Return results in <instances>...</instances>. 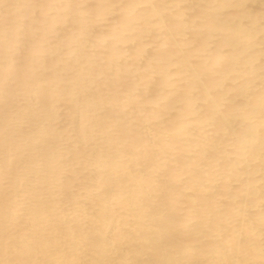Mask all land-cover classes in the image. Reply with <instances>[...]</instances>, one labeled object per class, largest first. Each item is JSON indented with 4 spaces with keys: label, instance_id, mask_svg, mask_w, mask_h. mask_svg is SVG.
Listing matches in <instances>:
<instances>
[{
    "label": "bare ground",
    "instance_id": "6f19581e",
    "mask_svg": "<svg viewBox=\"0 0 264 264\" xmlns=\"http://www.w3.org/2000/svg\"><path fill=\"white\" fill-rule=\"evenodd\" d=\"M0 264H264V0H0Z\"/></svg>",
    "mask_w": 264,
    "mask_h": 264
}]
</instances>
